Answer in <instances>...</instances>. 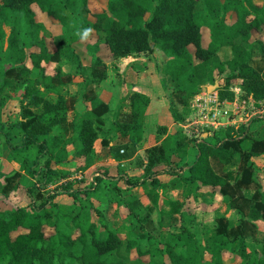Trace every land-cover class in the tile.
<instances>
[{
    "label": "trees",
    "instance_id": "trees-1",
    "mask_svg": "<svg viewBox=\"0 0 264 264\" xmlns=\"http://www.w3.org/2000/svg\"><path fill=\"white\" fill-rule=\"evenodd\" d=\"M105 1L106 7L94 12L92 19L89 18V0H0V41L6 40V54L18 63L8 68L5 75L25 90L21 98V119L16 124L22 132L21 139L15 143L9 132H0L9 147L8 158L18 162L24 170H16L11 175L0 172V178L5 182L1 190L4 198L17 193L26 178L35 179L46 188L60 176L56 165L68 161L66 145L60 143L62 137L58 140L47 130L40 132V128L45 129L42 114L35 113L30 105L43 94H54L58 99L49 116L56 117L59 126L68 124L67 113L74 109L75 98H64L62 89L71 77H66L59 63L76 56L78 65L82 66L76 42L93 34L96 42L88 47L96 52L100 43L107 44L114 58L112 65L137 53L157 49L164 53L167 60L159 73L176 123H183L187 116V111L181 107L187 109L204 85L219 78L224 80L217 89L223 101L234 100L235 94L230 88L239 80H242V89L248 97L264 100V68L257 67L253 59L254 45L264 55V39H254L253 35L254 32L264 34V0ZM35 7L58 22L63 30L61 36L65 34L70 14L74 21L79 20L65 48L55 44V50L50 47L44 36L47 26L37 19ZM229 19H233L232 22H228ZM6 26L9 27L8 33ZM85 28L90 32L82 39L78 33ZM203 29L209 31L210 41L206 46ZM225 46L232 50V58L228 60H222L218 55ZM95 64L94 79L97 82L107 79L108 73L99 68L106 61L96 57ZM47 65H55L53 73L46 71ZM35 71L39 76L33 74ZM63 77L67 80L64 81ZM84 96L90 103V114L74 122L72 128L81 146L76 155L84 158L86 168L94 163V142L99 138L100 127L106 124L104 115L110 111V106L98 100L93 91ZM127 99L130 111L123 113ZM2 102L0 97V105ZM149 103L150 98L143 93L124 94L112 130L131 145L139 144L143 140V120ZM254 121L263 122L262 135L253 136L250 121L247 125L219 128L221 131L207 130V135L199 141L189 138L181 128L168 134L165 126H159L157 132L166 137L145 150L141 182L131 184L122 170L114 178L109 176L106 166L98 168L93 179L95 185L106 180L117 184L123 178L127 187L132 188L145 186L150 180L151 190L147 194L154 205L161 201L157 192L161 185L158 174L170 169L171 172H180L186 168L181 181L185 200L192 197L201 202L217 190L238 215L237 225L226 216L217 217L215 228L204 243L190 230H183L171 235L164 248L157 247L144 254L153 257L167 254L171 264H225L224 253L238 252L239 238H256L260 230L257 222H264V184L253 158L264 154V116H258ZM52 124L53 118H49V128ZM102 146L108 153L115 151L109 140H102ZM33 185L37 186V183ZM30 187L26 185L24 188L27 196L32 198L34 188ZM203 187L213 190L204 192ZM69 189V195L75 200L83 196L87 199L96 193L95 188L87 183L77 188L70 185ZM118 190L122 193L124 188L119 186ZM119 199L121 205H128L129 212L134 204L140 203L136 196L121 194ZM162 200L170 206L172 213L182 216L179 207L183 202ZM51 201L49 198V203ZM4 205V208L0 207V264H128L124 260L107 259L121 247L122 233L109 228L103 230L95 222L83 220L80 211L74 213V206L62 207L54 202L57 212L51 214L42 209L45 204L42 208ZM81 207L89 209L92 205L86 202ZM132 248L128 243L127 251ZM206 254L211 256L209 261ZM242 264H264V243L246 254Z\"/></svg>",
    "mask_w": 264,
    "mask_h": 264
},
{
    "label": "rangeland",
    "instance_id": "rangeland-1",
    "mask_svg": "<svg viewBox=\"0 0 264 264\" xmlns=\"http://www.w3.org/2000/svg\"><path fill=\"white\" fill-rule=\"evenodd\" d=\"M105 2V0H89V7L91 9L89 18L94 19L92 14L94 12L101 11L104 7H106ZM35 9L37 19L43 21L47 26L48 30L44 36L47 38L50 47L54 50L55 45L61 49L65 48L73 34L74 27H77L79 20L74 21L73 15L70 14L71 17L69 18L70 20L68 26L65 27V34L61 36L60 34L63 32V30L58 22L52 20L46 14L40 12L37 7H35ZM81 15L83 17L85 13ZM232 20L233 19H229L228 22H232ZM6 31L7 33L9 32L8 26H6ZM203 34L204 45L206 46L210 41L209 31L207 29H203ZM54 35L57 36L56 39L54 38ZM253 35L254 39H264V34L254 32ZM94 42H96L95 34H93L88 39L76 42V45L82 50L91 51L87 52L88 55L85 54L84 56L78 54L79 61L81 57L80 62L82 63V66L78 65L76 56H72L70 58L68 57L64 60H61L63 62L59 63V66H64L66 71L69 72L65 73L66 77L67 75L71 77V80L67 81L66 85L64 84L63 86L62 93L64 94V98L69 99V96L72 94V86H70V83L73 80V76L80 77L78 80L84 81L83 87L80 88L81 94L90 92L91 90L94 91L93 83H97V81L94 79L93 73L96 68V57L94 54H92L94 53L93 49L88 47V45H92ZM6 47V40L0 41V97L3 100L2 104L0 105V132H9L13 141L17 143L21 139L22 132L16 124L21 119V98L25 90L22 86L18 85L14 79L5 75V71L8 68L18 64L15 60L8 57L5 52ZM191 50H193L192 47ZM96 51L102 53L101 55L106 61V64L100 65L99 68L108 73V81L102 85L95 86V88H97V91H100L101 97L108 101L111 107L110 111L104 115L106 124L103 127H100L99 138L95 143L98 151L95 153L94 163L84 168L86 161H84V158L81 156L76 155L81 146L78 141L77 134L72 128V124L80 120L81 117L76 116L71 123H68V125L59 126L58 122L55 121L56 117L49 116V112L52 111L58 98L54 94H43L42 97L30 105V108L35 113L42 114V126L45 129L40 128L41 133L47 130L48 134L53 135L58 140L60 137H62V141H60V143L62 142L63 146L66 145L65 148L68 153V158L70 159L66 163L56 165V167L60 169V176L55 178L54 182L46 188L41 187V185L36 182L35 179H25L26 181H30L31 184L27 186H29V188H31L30 186H33L34 188L32 198L27 196L26 190L24 188H19L17 193L12 194L9 199L4 198L1 194V190L5 182L1 177L0 207L4 208V204L10 206L19 204L22 206L27 205L28 208H42V205L45 204L42 209L48 213L55 214V212H57V208L54 207V202H58L61 204L59 206L62 207L74 206L76 209L74 210V213L77 214V212L80 211L83 220L93 221L103 230L109 228L122 233L123 243L121 247L109 254L107 256L108 260H124L128 264H171L167 254L153 257L150 254H144L143 252L147 250H153L157 247L164 248L171 235L183 232V230H190L192 233H194L199 241L204 243L207 236L213 232L217 217L226 216L230 218V220H232L235 225H237L238 215L228 207V204L217 190L209 194L208 197H206V200H202L201 202H196L192 197H189L187 200H185V190L181 185L182 174H186L184 169L180 172H171L170 169L169 171H164L158 174V179L161 181V185L157 189L159 198L161 200L160 204L158 205H154L153 203L148 204L147 193L151 190L150 180L146 182L145 186H139V188L127 187L126 181L123 178L120 179L117 184H113L112 182L106 180L95 185L93 179L96 174H98V168L103 165L109 169V176L117 178L120 174V170H122L127 175V178H129V182L131 184L141 182L145 167V150L156 145L164 136L157 132V127L159 125L151 118H144L143 140L136 146L131 145L127 139L121 137L120 134L117 132L115 133L112 130L111 126L115 120L114 112L118 110L121 104V95L128 92L130 94L132 91L128 87V83L126 81V76H128V73H120V61H117L116 65H112L114 60L111 59V53L109 51L108 45L101 44L98 46ZM78 53H80V51H78ZM136 57L138 61L144 65V71H149L144 77L143 83L149 85L150 87H159V81L155 76V72L157 70L159 71L163 65V60L165 58L164 55H162L159 49H157L153 52L137 55ZM253 57L259 58L254 60L257 67H264V55L260 56L259 52L256 50ZM133 61L134 60L129 59L128 62ZM45 68L47 72L53 73L55 70V65H47ZM33 74L35 76H39L37 71H35ZM66 77H63L64 81L67 80ZM158 77L161 81L162 75L160 73L158 74ZM217 81L220 86L224 84V80L222 78H219ZM214 83L215 82L208 84L213 85ZM235 86H237L236 83L233 85V87ZM215 92L218 93L217 90H214L212 93ZM94 95L98 100H101L95 91ZM123 106V113L130 111L129 100ZM263 108L264 105H247V108H245L244 111L232 109L230 111L231 115L229 117L231 119L236 118L239 120L236 125L237 127L247 125L250 123V121H252L250 131H253V136L256 137L258 135H262V130L260 128L263 122L254 121L260 115V113L254 114L253 112L258 109L262 110ZM195 109L190 106L187 109L181 107V110L187 111L188 118V121H186L187 124L183 125L189 126L192 125L193 122L197 121V116H199L201 113L198 108ZM168 112L170 113L169 109ZM240 117H242V119H240ZM49 118H53V124L50 128ZM176 124L177 126L171 131L172 133L176 130H179L180 126H182L180 123ZM188 126L186 128L183 127V130L184 133L189 137L187 132H190L191 127ZM105 139L110 141V144L113 146L115 151L110 154L101 155L104 153L102 152V150H104L102 146V140ZM199 140H201V138ZM194 148L195 147L193 146L192 152L194 151ZM122 150H125V153H122ZM8 154L9 147L7 145L6 139L3 135H0V172L4 175H11L16 170L24 171L18 162H14L8 158ZM45 158L42 160V164L44 163ZM189 159L192 161L193 158L190 156ZM253 162L258 172L259 178L262 184H264V154L254 157ZM179 168L180 167L177 169ZM34 182L37 183V186L33 185L36 184ZM86 183L95 188V194L89 195L87 199H85L87 196H83L80 200H75L69 195L68 190H70V185H72L73 188H77L81 184ZM119 186L124 188L122 193H119ZM262 187L264 188V185H262ZM211 190L213 189L210 187L202 188V191L204 192ZM144 191L145 194L143 193ZM134 193L141 197L140 203L134 205L131 204L133 205V210L129 212L128 205H121V199H119V196L124 194L125 197H129ZM49 198L52 200L50 203ZM162 199L180 200L183 202L182 206L179 207L182 212V216H180V214L172 213L170 211V206L165 205ZM86 202L90 203L92 207L89 209L82 208L81 206H83V204ZM53 219H55V217H53ZM257 224L260 230L258 231L256 238H239L236 245L238 252L233 254L229 252L224 253L225 264H242L245 261L246 254H250V252H254L255 249L257 250L261 247V245L264 243V222L258 221ZM128 243L133 246V248L129 251L126 249ZM205 258L207 261H209L211 256L206 254Z\"/></svg>",
    "mask_w": 264,
    "mask_h": 264
},
{
    "label": "crops",
    "instance_id": "crops-1",
    "mask_svg": "<svg viewBox=\"0 0 264 264\" xmlns=\"http://www.w3.org/2000/svg\"><path fill=\"white\" fill-rule=\"evenodd\" d=\"M101 44H105V43H100V45ZM107 45V44H106ZM79 49V48H78ZM256 50H258V52H259V48H258V46L257 45H254V51H256ZM79 51H80V55L81 56H84L85 54L86 55H88V53L87 52H91V51H86V50H81V48L79 49ZM93 51H94V49H93ZM144 53H148V52H142V53H137V54H134V55H131V56H128V57H126V58H121V59H119L118 61H120L119 62V65H120V73H123V72H126V73H128V76H126V81H127V83H128V87L131 89V91H136V92H140V93H143V94H145V95H147L149 98H150V103H149V105H148V107H147V110H146V112H145V117L144 118H146V119H148V118H151L154 122L156 121L157 122V124L159 125V126H165L166 128H167V132H168V134H171L172 132V129L174 128V127H176L177 126V124H176V122H174V120H173V118H172V115H171V113H169L168 112V109H169V100H168V97H167V94H166V92L164 91V89H163V87L161 86V81L159 80V77H158V74L159 73H157V72H159L158 70L155 72V76L157 77V79H158V85H159V87H155V86H149V85H146V84H144L143 83V79H144V77L146 76V74L149 72H146V71H144V65L142 64V63H140L139 61H138V59H137V55H142V54H144ZM92 54H94L95 55V57H101L102 59H103V56L101 55L102 53H99L98 51H96V52H94V53H92ZM161 54L162 55H164V53H162L161 52ZM218 55H219V57L222 59V60H228V59H230V58H232V50H231V48L230 47H228V46H225V47H222L220 50H219V52H218ZM254 55H255V53H254ZM259 55L260 56H262L263 54H261L260 52H259ZM164 62H163V65H164V63H165V61L167 60V58H166V56L164 55ZM113 57H111V59H112ZM129 59L130 60H134L133 62H128L129 61ZM253 59L255 60V59H259V58H255V57H253ZM64 60V59H63ZM104 60V59H103ZM61 62H63V61H61ZM60 62V63H61ZM123 63V64H122ZM162 65V66H163ZM161 66V67H162ZM61 67V66H60ZM62 68V70L64 71V73H69V72H67L66 71V69H65V67L63 66V67H61ZM264 68V67H263ZM73 75V74H72ZM77 78V79H76ZM78 78H80V77H74L73 76V83H72V81H71V85L70 86H72V94H71V96H69L70 98L71 97H73V98H75V104H74V109H72V110H70V111H68V113H67V123H71L72 121H73V119H74V117H76V116H79V117H84V116H87L88 114H89V108H90V103L89 102H87V101H85V93L84 94H81L80 93V88H82L83 87V85H84V81H80V80H78ZM106 81H108V79H105V80H103V81H100V82H97V83H93L94 84V87H93V89H94V91L98 94V96H99V98L102 100V101H104L105 103H108V105H109V102L108 101H106V100H104L102 97H101V94H100V91L98 90L97 91V88H95V86H98V85H102V84H104V83H106ZM208 86H209V84H207V85H204L203 86V89H202V91H205L206 90V88H208ZM161 87H162V89H161ZM92 91V90H91ZM93 91V92H94ZM129 93V92H128ZM128 93H127V95H128ZM201 93V92H200ZM199 93V94H200ZM126 94V93H125ZM199 94H197L196 96H198ZM124 96V94H122L121 95V98H120V101L122 102V97ZM196 96H194L192 99H191V101H190V104L192 103V101L195 99V97ZM68 97V98H69ZM127 101H128V99H127ZM126 101V102H127ZM256 105H260L258 102H256ZM110 106V105H109ZM111 107V106H110ZM191 107V106H190ZM225 107L226 108H228L229 109V111L230 110H232V109H234V106H232V104L229 102V103H226L225 104ZM119 109V108H118ZM118 111V110H117ZM170 111V110H169ZM239 111H241V110H239ZM115 113H116V111L114 112V117H115ZM254 114H259L260 113V117H262V116H264V114H262V113H264V110H262V111H260V109H258V110H255L254 112H253ZM169 115H171V116H169ZM229 115H231V112H230V114ZM70 116V117H69ZM69 117V118H68ZM171 117V118H170ZM233 118V117H232ZM186 119H187V116H186ZM186 119H185V121L183 122V123H180V125H182V126H180V128L183 130V124H185L186 123ZM240 119H242V117H240ZM233 120L234 121H239V120H237L236 118H233ZM164 122H166V123H164ZM68 125V124H67ZM158 126V127H159ZM68 127V126H67ZM158 127H157V129H158ZM115 132V131H114ZM183 132H184V130H183ZM76 133V132H75ZM116 133V132H115ZM77 134V133H76ZM143 135H144V133H143ZM166 137V135H164L163 136V138L162 139H164ZM98 140V139H97ZM96 140V141H97ZM96 141L94 142V149H95V153H96V151H98L97 150V147H96V145H95V143H96ZM104 150H102V152H104V153H102L101 155H106V154H110V153H108L107 151H106V149L105 148H103ZM95 156V155H94ZM95 158V157H94ZM70 158H68V160H69ZM146 161V160H145ZM15 162V161H14ZM118 164H119V162H118ZM186 168L184 169V171L186 172ZM26 185H30V181H26L25 179L23 180V183H22V185L20 186V188H24V187H26ZM137 188H139V187H137ZM204 188V187H203ZM25 189V188H24ZM132 191V190H131ZM144 194H145V191L143 192ZM16 194V193H15ZM123 196H124V194H123ZM131 196H136L139 200H140V196H138L137 194H133V195H131ZM11 197V196H10ZM9 199V198H8ZM148 204H151V202L148 200ZM15 205H17V204H14V206ZM19 205V204H18Z\"/></svg>",
    "mask_w": 264,
    "mask_h": 264
},
{
    "label": "built area",
    "instance_id": "built-area-1",
    "mask_svg": "<svg viewBox=\"0 0 264 264\" xmlns=\"http://www.w3.org/2000/svg\"><path fill=\"white\" fill-rule=\"evenodd\" d=\"M236 84L237 86L233 87V84L230 88L235 94L233 101H223L219 98L218 93L209 92L207 89L201 91V93L195 97L190 106L193 109L198 108L201 114L197 116V121L193 122L192 125L183 126L184 128L187 126L191 127L190 132H187L190 138L199 141L200 138L202 139L207 135V130L236 126L238 121H234L229 117L231 110L229 111V109L225 107L226 103L230 102L232 106H234V110L237 111H244L247 105L255 106L256 102L260 105H264V100H255L245 94L242 89V80H239ZM262 110H264V108ZM186 121H188V118Z\"/></svg>",
    "mask_w": 264,
    "mask_h": 264
},
{
    "label": "water",
    "instance_id": "water-1",
    "mask_svg": "<svg viewBox=\"0 0 264 264\" xmlns=\"http://www.w3.org/2000/svg\"><path fill=\"white\" fill-rule=\"evenodd\" d=\"M114 60V58H112ZM219 83L218 81H215V83L212 85H209L208 88H206L209 92H213L214 90H217L219 88Z\"/></svg>",
    "mask_w": 264,
    "mask_h": 264
},
{
    "label": "clouds",
    "instance_id": "clouds-1",
    "mask_svg": "<svg viewBox=\"0 0 264 264\" xmlns=\"http://www.w3.org/2000/svg\"><path fill=\"white\" fill-rule=\"evenodd\" d=\"M90 29L85 28L82 32L78 33L82 39L87 38L89 35Z\"/></svg>",
    "mask_w": 264,
    "mask_h": 264
}]
</instances>
